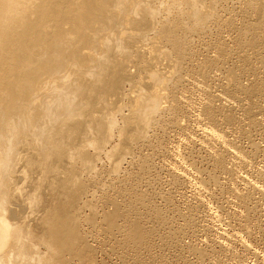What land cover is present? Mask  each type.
<instances>
[{
	"label": "bare ground",
	"instance_id": "1",
	"mask_svg": "<svg viewBox=\"0 0 264 264\" xmlns=\"http://www.w3.org/2000/svg\"><path fill=\"white\" fill-rule=\"evenodd\" d=\"M223 1L0 0V264H71L75 257L78 264H94L95 257L87 237L81 232L80 221L81 208L87 207L91 213L97 209L86 199L88 194H99L110 206L101 217L106 232L112 236L116 230L123 232V243L125 246L132 244V248L148 239V232L139 225V216H131L133 212L141 217L144 215L138 208L149 204L144 198L146 193L142 194L143 190L141 193L134 187L127 188L133 204L124 209L126 221H123L127 229L122 231L118 220L124 215L120 206L125 203L119 205L116 186L111 189L113 192L105 187L106 184L94 187L92 185L97 181L94 182V178L101 177L99 166L105 157L111 162L109 171L120 174L124 169L122 162L128 155H134L132 147L143 146L152 140L148 137L149 131L161 121L165 111L177 108L176 112L181 113L178 109L181 99L175 103L174 100L179 99V96L175 97L176 89L184 81L185 72L193 66L190 63L197 61L192 56L196 52L192 53L196 38L193 36L205 34L210 24L224 17L220 11ZM238 1L245 12L240 15L242 30L238 29L244 31V38L239 43L244 46L241 49H245L247 42L252 50L258 49L263 46L257 36H261V32L264 34V0ZM233 15H226V22L230 20L232 25ZM257 29L260 30L252 35V39L246 38ZM222 42L216 47L226 45ZM224 47L216 48L222 52L218 50L219 54H224ZM248 57L243 59L246 61ZM263 57L260 61H264ZM212 60L210 63L213 64ZM245 61L239 68L235 63L236 68L228 69V83L224 81L228 88H232L230 82L237 76L241 79L248 72L254 73L253 66L246 65ZM210 63L198 62L193 71L207 77ZM260 81L264 82V79ZM249 83L243 85L238 79L236 89H246L254 97L264 90L263 83ZM208 108L206 106L204 113L214 121ZM150 155L138 156L139 167L151 169ZM149 202L153 203L152 200ZM156 215H153L154 219ZM87 221L96 222L91 215ZM91 225L89 223L88 227ZM154 227L148 228L153 230Z\"/></svg>",
	"mask_w": 264,
	"mask_h": 264
},
{
	"label": "rangeland",
	"instance_id": "2",
	"mask_svg": "<svg viewBox=\"0 0 264 264\" xmlns=\"http://www.w3.org/2000/svg\"><path fill=\"white\" fill-rule=\"evenodd\" d=\"M226 1L228 3H226ZM223 3H221L223 5L220 6V11L221 15H224L225 18L222 17L218 22L214 21L210 24L208 26L210 28H207L205 34L196 33L198 37L194 34L195 36H193V38H196L193 39L194 43H192V53L196 51L194 55H192L193 57H196L193 58L194 61L197 60L201 63L203 61H209L210 63L211 60L214 59L215 61L212 60V62L217 65H214V63L208 65L210 68L212 64L208 74L207 72L205 74L207 77L204 75L200 76L201 74H198V71H195L197 75L196 77L193 70H195V64L198 62L196 61V63H194L192 61L193 63H190V66H193L190 67L189 72H185L186 75L184 73V79L182 78V81H184H181L182 85L179 84L176 89L175 97L179 96V99L174 100L175 103L181 99L180 102H178V109H181H179L181 113L176 112L177 108L170 109L171 112L166 110L165 112L168 115L164 114L159 122L160 124L157 123V125H155L156 127L154 128L153 126V128L150 129L151 132L149 131V134H151H148V137H153L155 135L154 137L156 139L154 137H149V139L152 140L146 141L148 142H145L146 145L145 143L143 146L132 145V152L134 155H128L127 160L122 162V168L124 169L121 170L120 174L118 173L117 175L109 171L111 168V162L108 158L106 159L105 157L100 161L101 165L99 167L102 175L101 177L97 176L94 178V182L96 179L97 181L95 182L96 185L93 184L92 186L101 187L103 184H106L105 187L110 188V191L116 186L115 192L118 190L117 199L119 205L125 203L124 205L122 204L123 206H120V209L123 211L122 214L124 215L121 214L122 218H118V222H120L119 224L122 227L121 230L127 229L126 222L123 221V219L126 221V218H124V209L127 210L126 208H129L128 206L133 204L132 197H130L132 195L129 193V189L131 190V188L134 187L133 189H138H135L138 192L143 190V193H141H146V195L144 194L146 201L152 200L153 203L151 204V202L147 201L149 204L144 205L147 207L143 206L147 209L146 211L149 210L147 213L150 212V216L146 211L143 212L145 209L142 206L138 209L140 210V213L142 212V215L144 214V217H141L135 212L131 214V216L134 215L132 218L139 216L137 219H139V225L142 224L140 227L142 230L148 232V239L141 241L137 247L135 246L132 248V244H127V246H125L126 244L123 243L124 235L121 234L123 232L116 230L113 236L111 233L106 232V226L102 222V216L103 212L105 210L107 211V208L108 210L110 209V206L101 199L98 193V195L95 196L92 194L87 195L86 199L90 201V205H94L93 208L96 207L97 209H93L95 210V212L92 211L94 213H91L89 208L88 212L87 207L80 209V221L82 224L81 232L87 237L86 240L92 248L93 257L96 258H93L94 264H264V90L254 97L251 96L250 93H247L248 91H246V89H243L246 91L245 93L240 89H236L238 79L241 80L242 84L244 83L243 85L247 84L246 86L251 84L249 82L254 83L256 81L264 84L263 81H260L264 79V61H260L259 59L264 56V38H262L263 32H261V36L259 34L257 36L259 37L257 38L258 41L261 42L262 40L261 45L263 46L260 47L263 48H261V50L259 49L260 47L258 49L253 48L252 50V48L249 47V42L245 43L248 45H245V49H241L244 46H240L239 43L241 39L244 38V31L240 32L238 29L242 30V22L239 23L241 20L240 15L244 12L241 7L242 3L238 0H225ZM231 13L235 14V16H233L236 19L232 18V20H234L233 25L232 22L231 24L229 23L230 20L226 22V15H230ZM245 21L248 22L247 19ZM214 23L221 29H219ZM230 25L234 26L235 29ZM244 25L243 27H245ZM229 28H231L232 31ZM259 30L257 29L251 35H249V33V36H246V38L249 39V37H254L252 35ZM220 41H223L227 45H222L225 46V52H223V55L219 54L221 52L219 49L222 46L216 47ZM214 42L217 45H215ZM223 42L222 44H224ZM237 45L240 46V50ZM228 47L231 50L232 48L235 50L238 49L236 51L234 49L231 51ZM216 48L219 49L216 50ZM226 49L229 50L230 53H228L229 51H226ZM256 52L257 55L259 53L261 56H257ZM243 55L244 57L249 56L251 61L249 57L245 58V61ZM240 57L242 58L240 59ZM262 59H264V57ZM242 60L247 63L246 65L250 63V66H253L254 73L252 74V72H248L243 75L241 79L237 76L235 81L230 82L232 83V86H230L233 88V90H231L232 88H228L227 84H225L228 83L227 73L229 70L231 71L232 68L237 67L235 66V63L236 65L239 64L237 67L239 68L240 63L244 62ZM189 75L190 77H187ZM251 79L252 81H249ZM224 81L226 82L224 83ZM224 85L225 87L227 86V89ZM222 88L227 90V92ZM228 89L231 91H228ZM228 92L230 93L227 95ZM209 93L211 94L209 95ZM192 94L194 95L192 96ZM206 106L207 108L209 106L211 107L208 109H211V115L214 117V121H210L208 114L204 113L206 112ZM172 112L173 115L171 114ZM212 112L214 114H212ZM228 118L229 120L231 118V121H228ZM176 119H181L179 120L181 121L180 123L184 120L182 123L184 126L179 124V121ZM214 122L218 123L216 124ZM161 124L163 128H161ZM168 124L169 126L167 127ZM160 142L162 144H160ZM138 152H140V155ZM143 153L144 155L152 154L150 155L152 163L151 169L148 168L149 172L147 169L139 167L141 165L138 156H141V154L143 156ZM135 154L136 157H134ZM142 170H145L144 173L141 172ZM134 174H140V176L137 175L139 178H135ZM130 175L131 179L129 177ZM92 186L91 189L94 188ZM113 190L111 192H113ZM122 195L127 199L131 198V202L129 200L126 202L127 199H124ZM93 201L96 202V204ZM126 204L128 205L126 206ZM153 204L157 205L153 206ZM149 205L152 206L150 207ZM99 206H101V208ZM150 209L153 210L152 213H154V210L159 212L152 214ZM99 211H101V213ZM160 212H162V214H160ZM155 214H157L156 219H154L155 216L153 218V215ZM87 215H91L96 222H88ZM160 216L162 218H160ZM150 217L152 219H150ZM160 220L163 221V225L160 223ZM86 223L88 224L86 225ZM89 223L94 226L91 225L92 227H88ZM122 223L124 225H121ZM144 224L146 226H144ZM148 227H154L155 229L152 230ZM96 231H99L98 234H96ZM150 231L154 234L149 233ZM94 233L96 236H93L95 235ZM97 237L99 241L97 240ZM76 259V257L71 259L70 263L78 264L79 261L78 259L76 261Z\"/></svg>",
	"mask_w": 264,
	"mask_h": 264
}]
</instances>
